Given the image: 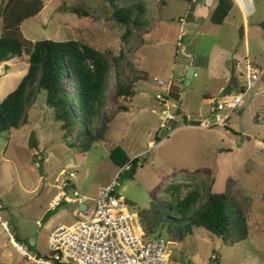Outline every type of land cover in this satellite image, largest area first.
<instances>
[{
	"label": "rangeland",
	"instance_id": "1",
	"mask_svg": "<svg viewBox=\"0 0 264 264\" xmlns=\"http://www.w3.org/2000/svg\"><path fill=\"white\" fill-rule=\"evenodd\" d=\"M143 1L148 8L145 23L125 38L127 27L113 19L110 0H14L9 6V0H0V36L12 32L14 17L29 10L34 15L21 23L17 36L31 42L78 40L116 56L123 51L122 82L131 84L134 92L132 97L117 96L113 61L97 120L98 128L106 123L108 130L88 152L64 137L44 91L36 95L19 129L0 134V264H54L52 231L87 218L100 188L113 180L137 214L172 183L198 185L203 199L209 187L239 194L249 210L247 240L225 243L202 227L182 242L164 235L172 241L171 260L264 264V75L225 125L199 127L211 118V98L241 93L257 69L264 71V0H243L246 30L237 5L217 25L211 21L217 0H207L206 8L201 0H167L165 5L161 0ZM78 6L88 16L78 15ZM28 57L25 53L0 64V102L28 72ZM189 66L197 75L187 86ZM231 81L233 90H225ZM64 85L73 95L71 79L66 77ZM166 110L183 115L173 131L161 127ZM124 155L140 160L133 177L117 179L121 169L116 160ZM65 181L71 183L69 195L77 190L89 211L56 197ZM188 191L184 187L181 195ZM39 257L49 263L38 262Z\"/></svg>",
	"mask_w": 264,
	"mask_h": 264
},
{
	"label": "trees",
	"instance_id": "2",
	"mask_svg": "<svg viewBox=\"0 0 264 264\" xmlns=\"http://www.w3.org/2000/svg\"><path fill=\"white\" fill-rule=\"evenodd\" d=\"M13 1L9 0L8 6ZM118 1L124 4L118 5ZM161 1L164 5L167 3V0ZM184 1L193 3L195 0ZM110 3L113 7V19L127 27L125 38L131 35L134 28L144 25L148 8L143 0H110ZM236 4V0H218L211 14L212 23L222 25ZM26 11L14 17L10 24L14 27L12 32L0 36V64L22 57L25 53L29 56L28 72L19 85L0 102V134L19 129L26 122L27 111L36 95L44 91L55 120L61 123L64 137L70 139V144L78 147L81 152H88L94 143L105 139L108 130L106 123L98 128L97 120L105 105L113 61L116 67L117 96L134 95L131 84L122 82L120 65L124 52L121 51L118 56L112 55L110 51H100L73 39H41L36 42L21 39L16 34L19 26L34 15L33 12ZM74 11L80 16L89 14L80 6L74 7ZM66 77L71 79L73 95L64 85ZM234 82L231 81L225 90H233ZM244 89L245 87H241V91ZM178 114H181L180 111ZM74 129L76 133L72 137L70 133ZM160 140L157 136V141ZM116 152L118 154L119 150ZM139 160L140 157L131 159L127 155L117 159L116 163L120 168L129 166L120 178L133 177ZM184 187L189 188V191L182 196ZM202 195L198 185L169 184L159 199L152 201L148 208L138 211L142 227L148 234L158 232V236L165 235L170 240L179 242L200 227L222 238L225 243L230 240L240 242L250 237L248 206L239 194L214 192L209 187L204 199ZM16 238L21 241L19 237Z\"/></svg>",
	"mask_w": 264,
	"mask_h": 264
},
{
	"label": "built area",
	"instance_id": "3",
	"mask_svg": "<svg viewBox=\"0 0 264 264\" xmlns=\"http://www.w3.org/2000/svg\"><path fill=\"white\" fill-rule=\"evenodd\" d=\"M258 70L241 93L223 92L222 96L211 98L209 112L212 119L206 118L199 127L207 129L213 125H225L264 75V71L259 73ZM157 97L163 99L160 94ZM164 113L161 127L175 130L179 115L168 110ZM128 168V165L120 168L117 179ZM117 186L118 181L113 180L100 188L94 211H90L87 218L71 225H59L52 231L49 248L54 264H173L169 252L172 241L164 236L148 234L141 225L139 215L119 193ZM63 187L64 190L56 196L58 199L63 197L77 210L89 211L85 198H79L77 190L73 191V197L69 195V181H65ZM80 204H85L86 209H80ZM37 261L49 263L42 258Z\"/></svg>",
	"mask_w": 264,
	"mask_h": 264
},
{
	"label": "crops",
	"instance_id": "4",
	"mask_svg": "<svg viewBox=\"0 0 264 264\" xmlns=\"http://www.w3.org/2000/svg\"><path fill=\"white\" fill-rule=\"evenodd\" d=\"M200 0H195L192 4H194L195 2H198ZM202 1V4H203V7L206 8L207 7V0H201ZM218 1V0H217ZM216 1V3H217ZM237 1V6L238 8L240 9L242 15H243V19H244V30H246V27H247V19H248V14H247V10H246V6H245V3L243 0H236ZM192 8V7H191Z\"/></svg>",
	"mask_w": 264,
	"mask_h": 264
},
{
	"label": "water",
	"instance_id": "5",
	"mask_svg": "<svg viewBox=\"0 0 264 264\" xmlns=\"http://www.w3.org/2000/svg\"><path fill=\"white\" fill-rule=\"evenodd\" d=\"M262 27L264 29V21L262 22ZM194 73H195V68L192 67V66H189L188 70H187V73L185 75V79H184V82H185V85H189L190 82H191V79L194 77ZM181 116V115H180ZM179 116V118H180ZM80 209H86V205L85 204H80L78 205Z\"/></svg>",
	"mask_w": 264,
	"mask_h": 264
},
{
	"label": "clouds",
	"instance_id": "6",
	"mask_svg": "<svg viewBox=\"0 0 264 264\" xmlns=\"http://www.w3.org/2000/svg\"><path fill=\"white\" fill-rule=\"evenodd\" d=\"M195 73H197L196 70H195ZM195 73H194V76H195ZM178 115H179V114H178ZM179 116H180V115H179ZM181 117L183 118V115H181L180 118H181ZM178 119H179V117H178Z\"/></svg>",
	"mask_w": 264,
	"mask_h": 264
}]
</instances>
